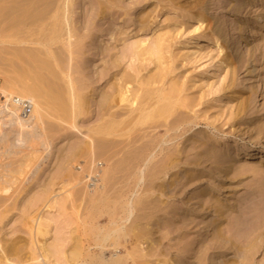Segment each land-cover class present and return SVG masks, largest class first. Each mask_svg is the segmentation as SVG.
Returning a JSON list of instances; mask_svg holds the SVG:
<instances>
[{"label": "bare ground", "instance_id": "1", "mask_svg": "<svg viewBox=\"0 0 264 264\" xmlns=\"http://www.w3.org/2000/svg\"><path fill=\"white\" fill-rule=\"evenodd\" d=\"M140 2L142 0L133 1L134 4ZM227 4L230 5V3ZM84 5H87L88 8H84ZM230 7L232 14L236 17L241 10L247 7V4L245 0H236V5ZM82 14L84 17L83 21L78 19L79 22L75 16L78 18ZM115 14H120L115 0H86L83 4L82 0H0V60L2 61L4 58L8 59L9 53L12 55V59L9 56L8 60H11V62L9 61L10 64L15 66L17 76L8 75L9 78L12 77L10 78L11 81L15 79L11 83V86L16 82L21 83V88H17V90L15 87L10 90L0 88V133L1 123H4L2 122L3 119L7 123L11 122L12 126L14 124L18 128H31L34 123L39 124L45 121L44 119L48 117L47 114L50 115L49 111L57 112V117L55 118L59 121L61 120L62 123H66V126L68 123L69 127L77 128V117L83 114L82 112L87 110L89 106L87 96L93 97L94 95V91L88 95L87 92H83L87 89L85 87L100 80H102V84H109L119 73L114 68H119L123 56L117 55V52L111 54L107 49L100 48L101 45L96 44V39L92 38L95 32L107 30L100 27L101 23L98 24V20L106 18L114 20L116 18L114 17ZM257 18H260L261 21L257 22L256 20L253 27L246 25L245 22L246 20L248 21L247 17L231 20L236 25V32L230 35L226 34L225 20H222L224 22L223 25H212L206 28L211 36L210 38L215 43H218L219 39L231 41L232 56H237L236 60H234V66L244 61L250 63L251 57H253L251 61L255 60V52L258 50L257 43L248 47L245 55L241 54L240 49L243 48L242 42L247 40L249 34L255 37L261 33V29L264 27V16L258 14ZM78 22L83 23L79 24ZM96 26H98L97 30H95ZM12 36L17 37V39H13ZM158 37L159 35L154 36L152 34L146 38H135L133 40L135 49L132 48L129 54L130 60L135 61L144 55L152 54H157L156 57L159 60L160 48L157 42ZM109 39H113L114 42L117 40L116 34L112 29L109 31ZM91 40L93 41L92 48L94 50L92 52L88 48V41ZM254 40H264V33L259 39ZM3 43L5 45L6 43L9 45L16 43L17 47L15 46V48L10 49V46L7 44L8 48L6 46L2 48L1 44L3 45ZM153 43L155 44L153 45ZM200 44L202 45L203 41L195 40L193 46H201ZM13 46L11 45V47ZM238 53L240 54L237 55ZM89 54L98 56L101 61L100 65L102 69L99 72H97V68L94 70L96 77H93L89 73L86 74L85 71L89 64L95 65L94 62L89 63L93 59V57L88 56ZM13 58L16 60L14 59L13 61ZM6 76L5 79L10 81ZM129 77L131 76L123 72L117 79L115 78L118 81L117 83L113 81L107 85L106 89L100 90L97 96L98 99L95 98V102L93 103V105H96L94 108L95 110L97 109V113L95 111V114H97V120L100 119V122L97 123V121L96 126L88 129V134L90 131L92 134L89 135H95L93 139L96 141L91 147V153L95 154V152H98L95 150L96 148H100V151L105 150V156L107 155L106 161L120 163V166L117 163L116 165L118 166L115 165L119 167L117 170L120 167L124 168L121 164L123 166L127 164L130 170L126 165L125 168L128 167V169H125L124 172L122 170L123 173L120 172L122 174L126 172L124 175H127V178L133 177L135 180V182L132 181L133 184L135 183V185L132 184L133 187L135 186V190L133 188V191L129 192L130 194L128 198L126 197L127 199L124 196L122 197L123 191L119 193V195L122 194L121 197L123 199L117 197L120 199L118 201L119 205L116 202L118 199L115 198L116 201H114L111 196L105 203L107 204L106 206H109V203L114 201L117 205H112V208L114 207L115 210L110 209L111 206L109 209L107 208L111 211L109 212L110 216H108L110 219L107 221L115 224V226L105 229L102 228V225L100 229L99 227H95L99 229L97 236L94 233L96 239L94 238L95 240H93L92 238L93 241L86 242V244L77 240L80 239V237H76L78 235L72 234L76 233V230H72V233L70 232V235H68L69 237H55L53 241L46 243V236L51 230L50 221H47L46 216L50 215L52 208H63L62 206H57L59 203L62 205L63 203L61 200L59 202V200L53 199V195L52 198H49V193H47L49 185L47 184V189H45V186L43 187L44 190L41 189L43 191V193L41 192L42 194L39 192L38 194L40 195H38L35 192V194L33 193L34 196L31 195L28 198L26 197L31 191L25 189V191L27 190L26 195L20 196L21 198L19 197L15 204L21 209V205L24 202L22 205L23 218L25 221L27 219L26 222L28 223L24 224L26 227L22 230H26V232H23L26 233V235L24 233L26 238L29 236V240L22 236L24 240L26 239L23 244L24 241L21 242L22 238H20L21 235L18 237V233L17 236L5 237L1 233L2 227H0V264H145L149 261H152L151 264H192L193 262L187 263L185 260L189 257L194 259V263L197 264H205L207 260H209V264H218L220 260H223L220 264H254L253 253L255 252H252V243L251 245L249 244V248L245 245L249 240L252 242V236H254V239H260L259 236L262 235L261 229H259L261 233L255 232L258 227L264 226L262 224L264 221L261 223L262 225L257 221L255 222V220L259 219L260 211L258 210L260 209L258 207L260 208V206L256 204V206H252L253 203L247 206V203L243 209L242 207L232 209L225 207L220 202L217 193L212 191L208 184L204 186L201 184L203 176L207 178L205 181L213 182L217 177L221 178L230 173H235L238 169V167H235V164L240 154L246 162H250V159L264 162V144L259 141L260 138H264V125H261L259 121L253 123L244 121L245 129H251L252 131L250 136L259 142L261 147L259 150L255 146L252 148L249 146L239 147L238 145L233 147L227 144L222 148H217L213 144V139L209 134L200 130L188 132L197 123L189 114L191 108L188 107L181 97V90L175 83H170L168 89L165 91L163 83L154 86L153 84L156 83V79L148 78L143 83H139L142 87L133 89L130 86ZM86 79L89 80H87V82H90L89 84L85 83ZM34 81H39L41 87L40 85L34 86ZM15 96L28 98L32 101V110L27 119L18 115V106L14 103ZM89 107L91 108V106ZM90 108L87 111H90ZM59 121L58 123H60ZM187 132L188 134H186ZM186 142L188 144H185ZM179 144H181L180 147ZM45 145L46 147L44 148L48 149L50 144L47 141ZM118 153L121 156L117 157V155V159L115 155ZM75 154L77 155L78 153ZM88 155L90 154L88 153ZM91 156L90 159L93 157ZM97 156L98 153L95 154L94 159ZM94 159L93 161L91 160L94 164H90L92 167L89 168V171L87 170L88 167L86 168V172L83 168L85 172L83 178L93 174L96 177L92 184H88L87 182V186L83 185L84 188L85 186L87 187L86 196L92 203L103 199L104 194L101 192L103 186L101 184L104 182L100 178L105 181L112 173H119L118 171L114 173L112 170L113 166H111L112 163L107 167L104 161L106 165L103 168L102 162L98 159H95L97 160L95 162ZM102 159L104 160V158ZM65 166L61 164L58 170L60 168V172H62V170H65ZM85 166L87 165L79 167L81 170H79V173L82 172V167ZM242 166L244 168L245 165ZM249 168L251 169V167ZM249 168L246 167L243 171L248 172ZM253 169L250 171L252 172ZM74 172L78 173L76 170ZM74 172L70 170L73 176ZM167 174L171 178L169 179L170 181L165 182V179V181L157 179L161 176L164 178ZM9 177L4 178L3 176V179L0 178V224L6 222L5 220L12 207V204L8 202L9 198H7L10 192L7 194V191L9 190V185L14 181H10ZM121 177L119 183H122V179L126 176L122 179ZM110 178L109 180L111 181L108 180V184L109 182L112 184V178ZM156 179L159 183L158 181L157 183L155 182ZM99 180L102 182L101 184ZM96 181L99 182L96 183ZM128 181L127 179L126 182ZM148 181L150 184L147 183ZM161 181L162 183H160ZM95 184L96 186L93 191H89L88 186ZM126 184L122 185V187L126 186ZM106 186L108 185L106 184ZM153 189L154 192L161 191L160 195L164 196V199L161 200L160 197V199H155L159 200L157 203L153 199L152 204H162L163 206L164 203L163 207H156V209L149 201V194L147 195L146 193ZM107 190L104 192L107 193ZM114 190L116 191L117 189ZM127 190H129L128 186ZM18 193L20 194V192ZM18 193H15V195H18ZM124 194L125 196L127 195L126 193ZM132 194L133 197L129 201ZM259 194L258 196L262 195ZM10 195L14 198L16 197L11 193ZM158 195L159 193H157V197ZM255 195L257 194L251 196L254 198ZM144 196L149 198L147 201L150 204L144 203L147 202ZM11 197L10 199L13 198ZM185 197L187 200L183 201ZM63 200L65 199L63 198ZM103 201H106L105 198ZM10 202L13 201L10 200ZM102 202L101 205L105 206ZM252 202L255 203V199ZM15 204H13L14 207ZM97 205H95L96 208L99 207ZM145 205L149 206L144 208L143 206ZM150 205L154 209L153 212L152 210L150 211L152 214L149 213L151 217L148 214ZM95 206L92 207L95 208ZM17 208L15 207L14 209ZM100 208L94 210V212H102ZM142 208L148 214V218L143 217L146 221L148 219L147 222L143 219L146 224L143 220L142 224L141 219L140 221L137 219V216L141 218L139 215L141 211L137 210H142ZM256 208L258 213L256 212ZM228 209L236 215L226 214L225 218L224 213ZM91 211L93 210H90V213ZM255 212L259 214L258 217L254 216ZM93 213L91 214L93 215ZM133 213H136V216L134 215L136 219L130 218L131 215L133 216ZM102 214L106 215V212ZM102 214L100 213V215ZM253 216L255 219H253ZM116 217H118L121 223L118 224L116 222L119 221L115 219ZM251 217L254 221L251 220ZM82 218L85 219L84 217ZM244 218L245 223H243ZM132 220H138V225L135 224L136 221H133V225L131 222L126 224L129 226L131 223L133 227H126L125 223ZM201 223L205 232L210 231L209 234L205 238L204 236L197 238L196 236H199V234L191 236V229L199 226ZM246 223L247 228L246 226L243 227V224L245 225ZM24 225L21 223L22 228ZM104 226L106 227L107 225ZM200 228L201 225L199 226ZM246 229L249 230L247 233ZM252 231L255 233L254 235L252 233L251 238H249L248 235ZM71 234L75 235L76 238H73L74 236L72 237ZM235 238H242L246 242L243 243L240 239L243 246L241 243L238 245ZM225 245H227V248ZM171 250L174 251L172 252ZM229 250H231V256L228 259H222L223 256L227 255ZM106 251L110 253L109 258H105L104 256Z\"/></svg>", "mask_w": 264, "mask_h": 264}, {"label": "rangeland", "instance_id": "2", "mask_svg": "<svg viewBox=\"0 0 264 264\" xmlns=\"http://www.w3.org/2000/svg\"><path fill=\"white\" fill-rule=\"evenodd\" d=\"M85 1L86 0H82V4ZM115 1L117 3V10L120 12V14H115L114 17L116 18L114 20L109 18L99 19L98 24L101 23L100 27L107 30L103 32H95L92 35V38L96 39V44L101 45L100 48L107 49L111 54L117 52V55L123 56V60L120 62L119 68H114V70L118 71L119 73L110 81V83H112L113 81L117 83L118 81L115 80V78L117 79L123 72L131 76L128 80L130 81V86H132L133 89H139L140 87H142L139 83H143L148 78L156 79V83L153 84L154 86L163 83L165 91L168 89V85L170 83H175V85L181 90V97L184 99L188 107L191 108L189 114L197 123L196 125L192 126V129L190 131H188L189 133H191L192 131L200 130L202 132H205L206 134H209L213 139V144L217 148H222L225 144H227L228 146L233 147L238 145L239 147L249 146L252 148L255 146V148L259 150V148H261L259 142L257 141V139H254L250 136L252 131L251 129H245L244 121H248L250 123L259 121L261 125H264V40H254L261 37V35L264 33V27L261 29L262 34H258L259 36L254 37L249 34L247 40L242 42L243 48L240 49L241 54L245 55L246 49L257 43L258 50L255 52V60L251 61L253 59V57H251V59L249 60L250 63L244 61L242 63H239L237 66H234V60H236L235 58H237V56H232V45L230 43L231 41L228 39H219L218 43H215L214 40L210 38L211 36L209 35V32L206 28L212 25H223L224 22H222V20H225L226 34L230 35L236 32V25L234 22H231V20L245 17L248 18V21L246 20L245 22L246 25L253 27L256 20L257 22L261 21L260 18H257V15L260 14L264 16V0H261V2H259V0H245L247 7L241 10V12H239L236 17H234V15L232 14V9L230 7H234V5H236V0H142V2L136 4L133 3L134 0ZM227 3H230V5H228ZM84 8H88V6L84 5ZM81 16V18H77V16L75 17L77 20L80 19L81 21L84 18L83 14ZM82 23L83 22L79 24ZM97 29L98 26L95 27V30ZM110 29H112L116 34L117 40L115 42L113 39H109ZM152 34H154V36L159 35L157 42L158 47L160 48V59L157 60V54H152L144 55L143 57L138 58L135 61L130 60L129 54L131 53L132 48L135 49L133 40L138 37L146 38L147 36H150ZM12 38L17 39V37L14 36H12ZM195 40L203 41V44H200L201 46H193ZM88 42V48H90L91 52L94 51L92 48L93 41L91 40ZM7 44L8 43H6V45ZM154 44L155 43H153V45ZM6 45L5 43H3V45L1 44L2 48ZM11 45L14 46L11 47ZM11 45H9L10 49L15 48V46L17 47L16 43ZM9 46L6 47L8 48ZM239 54L240 53H238L237 55ZM9 56H11L10 59H12V55L10 53L7 56L8 59ZM88 56L93 57V59H91L89 63L94 62L95 65L92 66L88 63L89 65L87 66L86 70H84L86 71V74L89 73L93 75V77H96V72L94 73V70H96L97 68V72H99L102 69V66L100 65L101 61L99 60L98 56H92L91 54H89ZM8 59L4 58L2 59V61L0 60V88L10 90L15 87L16 90L17 88L20 89L21 83L16 82L11 86V83L15 79L11 81L10 78L12 77L9 78V76H17V70L14 68L15 66H12L10 64L11 60ZM14 59L15 58H13V61ZM5 75H7L6 77H8V80H10L11 82L5 79ZM87 80L88 79H86L85 83L89 84L90 82H87ZM109 84H102V80H100L98 82H93L89 86L85 87L87 89H85L83 92H87L88 95L94 91V95L93 97H88L89 95H85L89 100V106H91V108L88 106V109L90 108V111H87L88 109L84 110L85 112L83 111V114H80V116L77 117L78 119H76V121L78 122V130L77 128L69 127L68 123L67 127L66 123H62L61 120H57L55 118L57 117V112L54 113V111H49L50 115L47 114L48 117H44L45 121H43L42 123H32L33 126H31V128H18L14 126V124L12 126L11 122L7 123V121L3 119L2 122L4 123H1L0 133V178H2L3 176L4 178H8V176H10V181H14L12 182L13 185H9L7 194L9 192L13 195H15V193L17 194L18 192H20L21 194L20 195L18 193V195H15V198L10 195V193L9 195H7L9 196L7 197L9 198L8 202L12 204V207L10 213H8L7 219L5 220L6 222L4 224H0V227H2L1 233H3L5 237H9L12 235L17 236L18 233V237H20L21 235L20 238H22V236L23 238H26V230H22L25 229L24 227H26L24 224L28 223L26 222L27 219L25 221V219L23 218L24 212H22V205L24 204V202L21 205V209H19V206H17V204L15 203L20 196L23 197L26 195L25 193L27 192V190L31 192L27 195L26 198L31 195L34 196L33 193L35 194V192H37V194L39 192L40 194H42L43 191H41V189L44 190V186L45 189H47V185H49L47 190V193H49V198H52L53 195V199L59 200V202L61 200L63 205L59 203L60 205L58 204L57 206H62L63 208H60L62 211L58 207L52 208V211H50V215L48 214L46 216L47 221H50L51 224V230L46 236V243L53 241L55 237H69L68 235H70V232L72 230H76V233H71L78 235L76 237H80V239L77 240H80L86 244V242L88 243L96 239L101 225L104 229L115 226V224H111L109 223L110 221H107L110 219V217L108 216H110L109 212H111L108 209L111 206L110 209L113 210L114 207L112 208V205H119L118 201H120V199H118L117 197L121 199H123V196L124 198H128L130 194L129 192H132L133 188L135 187H133V185H135V183L133 184L132 182H135L133 177L127 178V175H124L126 174V172L122 174L125 169H128L129 166L126 164L128 167L125 168L126 165L124 164L123 166V164H121V166L124 168L120 167L121 170H117V168L119 167H116L118 166L116 165V163L119 164V166L120 163H114L115 161H112L111 164L109 161H106L107 155L105 156L106 153L104 149V151H100V148L95 149L96 151H98L95 152V154L98 153V156L95 157V159H98L102 162L103 168L106 164L107 167L108 165L110 166V164L113 167L116 165L114 169L112 167V170L114 171V173L117 171L119 173H112V175L109 176V178H112V184H110L109 182L110 185L107 182L109 178L105 180L106 183L104 179L100 178L101 180H103V184H101L102 182L100 180V182L96 181V183L99 182L103 186L101 192H103L104 195L102 200H97L94 203H92L91 200H89L86 196V179L88 177L83 178V174L86 172V168L88 167L87 170L89 171V168L92 167L91 165L94 164L91 162V160L93 161L95 156V154L91 153V147L93 146V143L96 142L93 139L95 135H89L92 133L89 131L88 134V129H91L100 122V119L97 120L98 117L97 114H95V111L97 113V109L95 110L94 107H96V105H93V103L95 102V98L98 99L97 96L100 90L106 89L107 85ZM33 85H40L41 87V83L39 81H34ZM49 116L52 118H50ZM58 121L61 123V125L60 123H58ZM188 132L186 134H188ZM89 140L92 142H90ZM47 141L50 145L48 149H45L44 147H46L45 143ZM259 141L260 143L263 142L262 144H264L263 137L260 138ZM185 144H188V142H186ZM180 146L181 144H179V147ZM114 147L116 146L114 145ZM100 152L102 153V155ZM75 153L78 154L76 155ZM88 153L90 155H88ZM240 155L237 157L238 161L235 164V167H238L235 173H230L229 175L221 178L217 177V179L213 180V182L205 181V179L207 178L206 176H203V182L201 185L204 186L205 184H208L212 191H215V193H217L220 202L223 203L225 207H230L231 209L242 207L243 209V207L247 203V206H250L251 203H253L252 206H260V208L257 206L258 209H260L258 210L260 211V215L256 214V208L254 216L258 217L259 215V221L255 220V222L257 221L261 224L264 221V162H258L257 159H250V162H246ZM90 156L92 157L91 159ZM116 156L120 157L121 155L118 153L115 155V157ZM102 158H104V160ZM96 161L97 160H95V162ZM104 161L106 162V164ZM61 164L64 166L66 165L65 170H62V172H60V168L58 170V167L61 166ZM88 164L91 165L89 166ZM84 165H87L85 167H82V169H85V172L83 169L82 172L79 173V167ZM242 165H245L244 168ZM246 167H251V169H254L251 172V169L249 168L248 172L246 171V173L245 171H243V169H245ZM73 169L78 171V173L74 172L75 170ZM70 170L71 172H74V176L72 175V173H70ZM58 171L60 174L58 173ZM120 173L121 176H126L125 178H127L130 182H126L127 179L121 177ZM112 176L117 177L113 178ZM120 177L121 179L124 178L126 181L122 179L123 182L119 183V181H121L119 180ZM157 179L159 181L160 179L162 181L166 180L165 182H167L170 181L169 179L171 178H169V174H167V176L165 175L164 178L161 176ZM157 179L155 181L156 183L158 181ZM162 181L160 183H162ZM155 182L153 183L156 184ZM73 183L75 184L73 185ZM147 183L150 184L149 181ZM106 184L109 187L106 186ZM125 184L126 186L122 187V185ZM83 185H86L85 188L83 187ZM95 186L96 184L88 186L89 191H93ZM104 186H106L107 188ZM114 186H117L118 188ZM127 186L130 191L127 190ZM131 187L132 189H130ZM105 188L108 189L107 193L104 192L106 191ZM25 189L27 190L25 191ZM114 189H117V194ZM123 191L127 194L126 196L124 193H122ZM155 192L154 189L149 190L146 194H149L148 197L150 198V200L149 198L145 197L146 194L144 196L146 200H144H149L152 204L153 199L154 201H156V203L159 200L155 199H164V196L160 195L161 191ZM259 192L262 195H260ZM119 193H122L123 195H119ZM157 193H159L158 197ZM253 194H257L255 196H258L259 194L262 198H258L260 196H254L253 198ZM152 195L156 198H154ZM110 196L111 198L113 197L112 199L114 201H116L115 198L118 199L116 201L117 205L113 201L114 203L111 202L109 203V206H106L107 204L105 203L108 201V198H110ZM10 197L12 199H10ZM132 197L133 194L130 196L129 201H131ZM186 197L183 199V201L187 200ZM63 198L65 200H63ZM104 198L106 200L105 202L103 201ZM251 199L252 201L253 199H255V203L252 202ZM10 200L13 202H10ZM101 202L102 204H105V206H102ZM150 202L147 201L144 203L150 204ZM156 203L152 204L155 206V208L160 206L163 207L165 205L164 203L163 206L162 204L156 205ZM13 204H15V207L18 208L14 209L15 207ZM95 205H97V207L99 206L98 208L101 207L100 209L102 210V212H94V210H98ZM152 205H150L149 207L150 210H148L147 207L148 214L151 213V210L152 212L154 210L151 208ZM92 206H95L96 209ZM146 206L149 205H145L143 207L145 208ZM144 208H142L143 211L145 210ZM89 209L93 210L91 211V213L94 212L95 214L93 213L92 215ZM142 210H137L142 212H138L141 218H138L139 216H137V219H139V221L141 219V223L142 220L148 215L145 213V211L143 212ZM137 211L135 212L137 213ZM105 212L107 217L105 214H102ZM100 213L102 215H100ZM136 213H133V216L131 215L130 218L136 219L134 217V215L136 216ZM151 214H149L150 217ZM226 214L234 215L235 213L228 209L224 213L225 218ZM82 217H84L85 219H83ZM255 217L253 219H255ZM115 219L119 220L118 217H116ZM253 219L251 217V220ZM22 220H24L25 222ZM144 220L146 221V219ZM119 221L116 222H118L119 224L121 223V221ZM133 221L134 220L128 221L125 223V225L129 222L132 223ZM135 221V224L138 225V220ZM245 222L246 221L244 218L243 223ZM21 223L22 225H24L23 228L21 227ZM131 223L129 226L126 225V227H131L133 225V223L132 225ZM260 224L259 226L264 224V222L261 225ZM103 225L107 226L103 227ZM200 225L201 228L199 229ZM200 225L191 229V236L199 234V236H196L197 238H201V236H204L205 238L209 234L210 231L205 232L202 228L203 224L201 223ZM246 225L247 223L245 225L243 224V227ZM95 227H99V229H96ZM259 229L262 230V235L259 236L260 239L256 238V241V239H254V236H252V233L253 235L257 231L261 233ZM248 231L249 230L246 229V233ZM253 231L250 235H248L249 238H251L252 236V242H250L249 238L246 237L249 241L247 240L248 242L246 243V245H244L249 248V244L251 245L252 243V252H255L253 253V263L264 264V226H261V228L258 227L255 232ZM94 233L96 234V236L94 235ZM72 234L71 236H74L73 238H76L75 235ZM28 237L26 239L29 240ZM22 239L21 242L24 241V244L26 239ZM240 239L242 241L244 240L242 238H235L238 243H236L235 240L234 242L238 245L239 243H241V245L243 246V243H245L246 240L242 243ZM225 247L227 248V245H225ZM171 251L173 252L174 250ZM104 256L105 258H109V251H106L104 253ZM229 256H231V250H229L227 255L223 256L222 259H228ZM185 260L187 263L193 262L192 264H197L194 263V259L190 257L186 258ZM222 261L223 260H220L218 264H220ZM151 263L152 261H149L145 264ZM205 264H209V260L205 261Z\"/></svg>", "mask_w": 264, "mask_h": 264}, {"label": "built area", "instance_id": "3", "mask_svg": "<svg viewBox=\"0 0 264 264\" xmlns=\"http://www.w3.org/2000/svg\"><path fill=\"white\" fill-rule=\"evenodd\" d=\"M14 103L18 106V115L24 119H27L32 110V101L28 98L15 96ZM95 179L96 177L94 176V174L91 176H88L87 178L88 184H92L93 180Z\"/></svg>", "mask_w": 264, "mask_h": 264}]
</instances>
